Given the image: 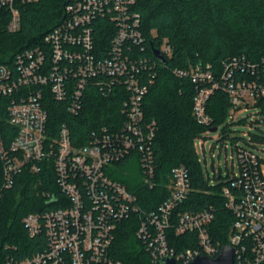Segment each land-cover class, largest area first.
Returning a JSON list of instances; mask_svg holds the SVG:
<instances>
[{
  "label": "built area",
  "instance_id": "2783aa9c",
  "mask_svg": "<svg viewBox=\"0 0 264 264\" xmlns=\"http://www.w3.org/2000/svg\"><path fill=\"white\" fill-rule=\"evenodd\" d=\"M37 1L0 0V32L19 30L21 4ZM64 14L42 43L19 50L13 64L0 62V97L9 100L7 119L16 130L9 145L0 130L4 187H11L23 169L37 171L43 158L53 156L62 190L61 196L51 199L54 208L24 218L31 235L46 237V246L23 258L9 256L4 264H124L113 256L112 246L120 224L135 215L140 218L136 234L155 264L165 257H175L178 264H188L199 255L217 257L225 244L211 235L214 210H178L191 190L184 165L172 169L170 193L153 210L144 209L137 194L108 171L116 162L136 157L144 183L154 184L157 121L146 118L144 102L158 65L138 53L146 50L147 38L135 0H65ZM104 20L107 46L99 45L97 35L98 23ZM160 50L166 56L171 46ZM173 72L195 85L193 115L209 130L220 127L208 113L209 100L217 90L228 94L231 114L250 105L264 109V55L256 60L233 56L224 61L222 71L211 63H197ZM91 84L103 91L125 92L123 125L94 130L91 142L82 146L73 143L66 123L57 137L49 139L46 96L66 102L69 111L77 114ZM237 156L240 171L222 189L235 216L226 244L235 249V264H264V160L253 148L242 146ZM171 228L177 234L196 231L198 247L177 252L169 243Z\"/></svg>",
  "mask_w": 264,
  "mask_h": 264
},
{
  "label": "trees",
  "instance_id": "16d2710c",
  "mask_svg": "<svg viewBox=\"0 0 264 264\" xmlns=\"http://www.w3.org/2000/svg\"><path fill=\"white\" fill-rule=\"evenodd\" d=\"M65 0H40L21 4L22 25L16 32H0V62L13 64L15 54L22 48L43 42L44 35L65 17ZM135 10L142 17L141 29L146 36L145 51L141 55L157 62L158 73L145 97V115L157 121L153 143L154 184L144 183V172L136 157H128L109 167V174L138 196V203L146 210L156 209L169 195L167 184L172 169L184 165L190 175L191 190L178 207L181 211L199 212L212 209L215 218L211 235L226 244L232 232L233 212L226 206L223 186L233 175L222 173L206 176L197 153L195 140L207 129L193 115L195 85L187 78L174 74L175 68L211 63L222 71L224 61L233 56L246 55L259 59L264 55V0H135ZM99 45L107 46L109 36L98 23ZM171 46V53L162 64L154 49L163 43ZM116 89L103 91L91 84L85 90L84 104L77 114L69 111L66 102L48 94L47 137L59 135L66 123L73 143L82 146L91 142L92 132L106 125L119 129L126 120L123 112L125 92ZM7 97H0V130L7 145L16 130L7 117ZM264 105V104H263ZM230 101L226 92L217 90L209 100L208 113L214 124H221L229 113ZM264 113V109H262ZM39 170L29 167L14 177L11 187H4V163L0 153V264L9 257L23 258L46 246L43 234L31 235L24 218L32 212L54 208V195L61 196L53 156L43 158ZM134 164V165H132ZM215 170V168H214ZM208 179H224L211 184ZM49 195V196H48ZM139 216L123 221L116 231L112 254L124 264H155L136 232ZM169 243L177 251L198 247L196 231L177 234L168 231Z\"/></svg>",
  "mask_w": 264,
  "mask_h": 264
},
{
  "label": "rangeland",
  "instance_id": "374dc122",
  "mask_svg": "<svg viewBox=\"0 0 264 264\" xmlns=\"http://www.w3.org/2000/svg\"><path fill=\"white\" fill-rule=\"evenodd\" d=\"M163 47H166L165 42ZM263 117L260 106L250 105L229 113L218 131L205 129L200 132L195 146L206 176L214 177L215 173L218 175L220 172L226 178L228 173L233 175L234 172H239L238 146L253 148L264 160ZM222 180L224 179H208L211 184Z\"/></svg>",
  "mask_w": 264,
  "mask_h": 264
},
{
  "label": "water",
  "instance_id": "95a60500",
  "mask_svg": "<svg viewBox=\"0 0 264 264\" xmlns=\"http://www.w3.org/2000/svg\"><path fill=\"white\" fill-rule=\"evenodd\" d=\"M154 53L156 57L162 62L166 63L167 59L160 49L155 48ZM211 131H217L218 126H214ZM214 170V165H212ZM156 264H178L175 257H165L159 260ZM188 264H235V249L229 244H225L217 257H209L206 255H199Z\"/></svg>",
  "mask_w": 264,
  "mask_h": 264
}]
</instances>
